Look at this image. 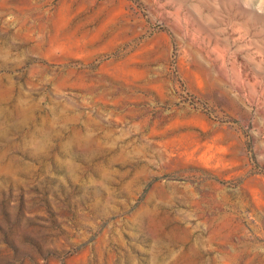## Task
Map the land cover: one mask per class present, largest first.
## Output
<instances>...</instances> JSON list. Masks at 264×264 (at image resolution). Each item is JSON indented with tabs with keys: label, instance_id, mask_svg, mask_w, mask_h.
Masks as SVG:
<instances>
[{
	"label": "rangeland",
	"instance_id": "374dc122",
	"mask_svg": "<svg viewBox=\"0 0 264 264\" xmlns=\"http://www.w3.org/2000/svg\"><path fill=\"white\" fill-rule=\"evenodd\" d=\"M0 264H264V0H0Z\"/></svg>",
	"mask_w": 264,
	"mask_h": 264
}]
</instances>
